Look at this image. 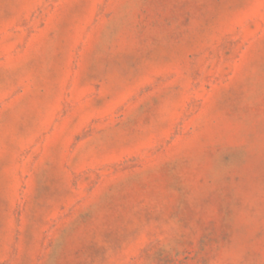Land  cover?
Here are the masks:
<instances>
[{
  "label": "rangeland",
  "instance_id": "1",
  "mask_svg": "<svg viewBox=\"0 0 264 264\" xmlns=\"http://www.w3.org/2000/svg\"><path fill=\"white\" fill-rule=\"evenodd\" d=\"M0 264H264V0H0Z\"/></svg>",
  "mask_w": 264,
  "mask_h": 264
}]
</instances>
